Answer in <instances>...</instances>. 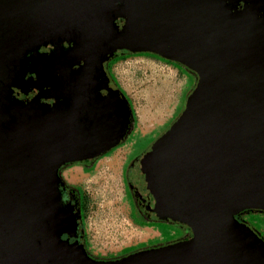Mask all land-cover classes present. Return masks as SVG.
<instances>
[{
  "label": "water",
  "instance_id": "water-1",
  "mask_svg": "<svg viewBox=\"0 0 264 264\" xmlns=\"http://www.w3.org/2000/svg\"><path fill=\"white\" fill-rule=\"evenodd\" d=\"M116 3L118 0H0V44L12 56L20 50L21 39L48 42L67 33L61 27L57 29V22L66 19L72 27L69 32L86 34L85 43L96 48L103 39L99 31L110 28L112 33L117 32L113 24ZM210 4L211 0H177L174 4L166 0L158 10L162 15H156L151 22L173 35L183 18L182 26L193 30L196 38L192 47L199 55V85L180 123L161 139L172 137L166 154L168 181L160 186L165 198L162 212L179 214L195 230V238L117 264H264V255L253 239L234 226L231 219L235 211L244 207L264 205V52L253 49L254 44L264 45V28L252 30L247 40V35L231 32L220 20L203 22L195 11L209 10ZM80 18L86 22L81 24ZM191 22H196V29L190 27ZM255 36H262V41ZM86 100L74 105V118L89 112L91 102ZM68 135L51 128L49 134L40 137L35 156L22 157L27 166L32 162L38 168L32 173L25 169L27 166L18 175L11 164L0 165V213L14 193L30 195L26 198L30 203L32 198L41 200L52 192L64 146L83 143L77 139L67 143ZM92 149L97 150L95 145ZM85 154L82 151L73 160L90 156ZM14 158L17 163L19 157ZM21 175L24 181L14 182ZM10 186L14 191L9 193ZM46 231L49 229L33 217L25 218L19 233H14L19 237V264H43L46 259L50 260L47 264H59L57 254H49L52 245L58 253L59 240L55 237V245L53 241L45 243L41 236ZM2 240L0 249L10 236ZM61 250L60 264L80 263V258L66 260L63 243ZM85 261L89 264L88 259Z\"/></svg>",
  "mask_w": 264,
  "mask_h": 264
},
{
  "label": "flooded vegetation",
  "instance_id": "flooded-vegetation-1",
  "mask_svg": "<svg viewBox=\"0 0 264 264\" xmlns=\"http://www.w3.org/2000/svg\"><path fill=\"white\" fill-rule=\"evenodd\" d=\"M161 1L164 0H118V9L113 14V24L117 32L112 33L110 28L99 31L100 34L103 33L100 36L103 39L96 48L90 47L88 41L85 43L86 34L69 32L72 27L66 19L57 22V29L61 27L62 30H68V34L64 31L62 36L58 35L48 42L21 39L20 50H16L12 56L0 44V165L11 164L19 175V171L28 165L23 159H32L35 156L37 142L42 135L49 134L51 128H59L63 134L68 135L69 132L73 137L80 139L84 134L87 135L84 136L86 141L78 146V153L69 150L67 144L64 146L61 163L56 169L57 182L53 184L51 193L41 200L34 197L33 201L27 203L26 198L30 195L19 196L17 192L14 193L15 196L10 197L13 200L8 199L9 204L3 206L0 213V240L8 235L10 240L1 244L0 264H19V237L14 233H19V226L27 216L33 217L36 222H41L49 229L41 236L45 243L53 241L51 244H54L55 237L59 240L58 253L53 245L49 253L55 256L57 254L59 264L62 259L59 253L63 252L62 243L71 252L69 254L76 252L75 255L81 257L80 247L87 244L81 216L87 196L79 186L66 182L69 186L77 187L79 193L64 187L59 181V175L62 176V173L73 165L78 164L84 169L95 162V166L96 162L105 156L104 153L123 143L135 128L129 100L116 89L107 74L106 63L111 56L131 49L163 61L178 70L186 69L190 75L196 77V86L187 98L181 116L166 133L183 118L188 101L195 93L200 80L196 67L199 55L192 47L196 38L193 30L182 26L183 18L176 24V34L173 35L166 28L159 30L158 24L156 26L151 23L156 15H162L158 10L166 4V0L163 4ZM170 1L174 4L177 0ZM210 7L211 9L206 11H195L201 21L220 20L231 32L247 35V40H250L248 36L252 34V30L264 28V0H211ZM79 21L81 24L86 22L83 18ZM195 23L191 22L190 27L194 26L193 29H196ZM97 27L100 26L96 25L95 28ZM255 37L262 41V36ZM262 45L254 44L253 49L264 52ZM83 99L91 102L90 110L74 118L73 107ZM71 122L75 123L77 129L69 128ZM166 133L157 139L150 149L134 158L124 176L133 200L132 211L140 222H136L137 224L151 226L157 223H174L184 228V240L163 248L189 243L195 238V230L183 221L179 214L162 212L165 198L160 186L163 181H168L169 158L166 154L172 139L170 135L161 141ZM113 142L116 144L111 146ZM94 145L97 149L95 152L90 150ZM102 150L104 152H101ZM82 151H86L85 155L90 156L74 161ZM97 151L100 154H97ZM17 156L19 161L15 163L14 157ZM34 165L30 162L25 169L30 173L38 169ZM19 181H24L22 175L17 176L14 182ZM13 188L10 186L9 193L14 191ZM249 207L264 210V205L261 204ZM234 213L231 215L234 226L249 235L264 255V244L250 228L235 220ZM202 228L205 230L206 227ZM32 230L39 232L33 228ZM36 244L39 245L40 241L37 240ZM9 245L14 248L12 253L11 249H8ZM84 258L86 260V256ZM45 261L48 263L50 260ZM46 262L43 264H47ZM83 263L86 264V261Z\"/></svg>",
  "mask_w": 264,
  "mask_h": 264
},
{
  "label": "rangeland",
  "instance_id": "rangeland-1",
  "mask_svg": "<svg viewBox=\"0 0 264 264\" xmlns=\"http://www.w3.org/2000/svg\"><path fill=\"white\" fill-rule=\"evenodd\" d=\"M111 73L135 112V128L123 143L106 153L92 168L81 172L77 164L62 173L65 182L81 187L87 196L81 215L82 226L86 231L87 250L99 257L115 256L126 249L143 246L141 244L154 246L184 237V228L174 223L137 224L140 222L132 211L133 200L124 176L134 158L150 149L173 125L184 110L195 83L187 70H178L146 55L117 62ZM74 122L70 123V129L76 127ZM73 136L67 137V143L78 140L79 137ZM84 136L87 137L84 134L79 143L86 141ZM70 147L69 150L77 152V144ZM56 185L59 187L58 183ZM243 221L250 229L264 235V214H245ZM66 253L67 261L78 258L76 252L69 254L67 250ZM83 255L78 260L81 264L85 262ZM85 256L88 258L86 253Z\"/></svg>",
  "mask_w": 264,
  "mask_h": 264
},
{
  "label": "trees",
  "instance_id": "trees-1",
  "mask_svg": "<svg viewBox=\"0 0 264 264\" xmlns=\"http://www.w3.org/2000/svg\"><path fill=\"white\" fill-rule=\"evenodd\" d=\"M141 55H144V54L132 51L131 49H127L125 51H120V52L116 53L115 55L111 56L108 59L107 63H106V71H107V74L109 75L110 81L113 83V85L116 87V89L123 95H125L124 91L119 87L116 79L112 75L111 68H112V66L114 64H116L119 61H123V60H126V59L130 58V57L141 56ZM183 70H186V69H183ZM195 78L196 77H193V79L195 80V83H196V79ZM195 83H194V88L196 86ZM194 88L189 92L187 98L190 96V94L192 93ZM129 109L131 111V115H132L133 121L135 122L136 121L135 112L132 109V107L129 108ZM180 116H181V114L179 115V117ZM178 118L175 121H177ZM116 147H118V146H116ZM116 147H114V148H116ZM114 148L110 149L109 151L113 150ZM109 151H107L106 153H108ZM106 153H104L103 155H105ZM94 164H95V162L91 163L89 168H92L94 166ZM59 181L63 184L64 187H66L68 189H71V190H74V191L79 193V189L77 187L67 185L66 182L62 179L61 175H59ZM256 212L264 214V210H262V209H258V208H254V207H245V208H242V209L236 211L234 213V216H235L234 218H235V220H237V221H239L242 224H245L247 226L245 221H243V216L245 214L256 213ZM252 231L255 233V235L264 244V235H262V234L260 235L259 233L255 232L254 230H252ZM193 236H194V234L192 235V238H193ZM182 240H184V239H179V240L173 241V242H167L165 244H157V245H154V246H149V245L145 246V244H141L143 246L139 245L138 248H129V249H126V250L122 251V253H120V254H117L115 256H109V257H99V256L92 255L87 250V244H83L82 247H80V249H81L82 253H84V254L86 253V255L88 257L87 259L89 260V264H117V263H120V262L125 263V262L133 259L134 257H136V256H138L140 254L147 253V252L153 251L155 249H160V248H163V247H166V246H170V245H173L175 243H180V241H182ZM87 264H88V262H87Z\"/></svg>",
  "mask_w": 264,
  "mask_h": 264
},
{
  "label": "crops",
  "instance_id": "crops-1",
  "mask_svg": "<svg viewBox=\"0 0 264 264\" xmlns=\"http://www.w3.org/2000/svg\"><path fill=\"white\" fill-rule=\"evenodd\" d=\"M77 170L83 172V168L82 167H79V169L77 168Z\"/></svg>",
  "mask_w": 264,
  "mask_h": 264
}]
</instances>
